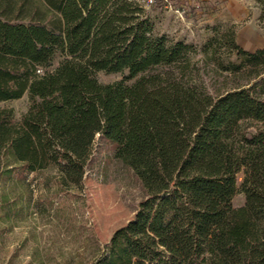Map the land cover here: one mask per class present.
<instances>
[{
    "label": "trees",
    "instance_id": "obj_1",
    "mask_svg": "<svg viewBox=\"0 0 264 264\" xmlns=\"http://www.w3.org/2000/svg\"><path fill=\"white\" fill-rule=\"evenodd\" d=\"M43 1L48 20L0 10V104L30 100L20 118L0 105V176L11 155L78 184L107 139L147 196L93 264H264V46L244 48L232 26L202 61L140 0Z\"/></svg>",
    "mask_w": 264,
    "mask_h": 264
},
{
    "label": "rangeland",
    "instance_id": "obj_2",
    "mask_svg": "<svg viewBox=\"0 0 264 264\" xmlns=\"http://www.w3.org/2000/svg\"><path fill=\"white\" fill-rule=\"evenodd\" d=\"M227 1L159 0L147 9L157 32L195 44V59L203 61V45L209 39L232 26L237 32L241 24L230 16ZM244 2L256 5L252 0ZM1 9L12 17L34 15L48 20L53 15L43 0H0ZM237 41L241 43L238 34ZM219 47L228 56L225 44ZM61 60L58 53L52 67ZM97 76L102 82H112L124 75L99 71ZM0 105L13 108L20 118L30 100L25 94ZM116 153V143L97 137L78 184L62 182L54 168L27 171L7 155L0 176V264H93L114 231L134 218L147 196L135 170ZM242 177L239 173L238 184ZM232 202L242 206L245 194L237 192Z\"/></svg>",
    "mask_w": 264,
    "mask_h": 264
},
{
    "label": "crops",
    "instance_id": "obj_3",
    "mask_svg": "<svg viewBox=\"0 0 264 264\" xmlns=\"http://www.w3.org/2000/svg\"><path fill=\"white\" fill-rule=\"evenodd\" d=\"M255 6H248L244 0H228L232 8L230 16L238 25L237 34L240 44L249 50H255L264 46V30L261 26L260 15L261 7L256 0H252ZM242 21V22H241Z\"/></svg>",
    "mask_w": 264,
    "mask_h": 264
},
{
    "label": "built area",
    "instance_id": "obj_4",
    "mask_svg": "<svg viewBox=\"0 0 264 264\" xmlns=\"http://www.w3.org/2000/svg\"><path fill=\"white\" fill-rule=\"evenodd\" d=\"M140 1L146 3L147 5L150 6V5H153L154 3H157V1H159V0H140Z\"/></svg>",
    "mask_w": 264,
    "mask_h": 264
}]
</instances>
